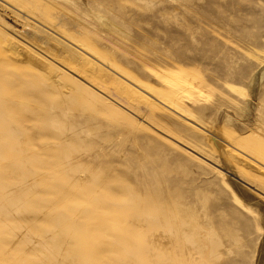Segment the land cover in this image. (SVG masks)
Listing matches in <instances>:
<instances>
[{
	"label": "rangeland",
	"instance_id": "obj_1",
	"mask_svg": "<svg viewBox=\"0 0 264 264\" xmlns=\"http://www.w3.org/2000/svg\"><path fill=\"white\" fill-rule=\"evenodd\" d=\"M0 5L63 46L33 49L0 9V264H256L264 0Z\"/></svg>",
	"mask_w": 264,
	"mask_h": 264
},
{
	"label": "bare ground",
	"instance_id": "obj_2",
	"mask_svg": "<svg viewBox=\"0 0 264 264\" xmlns=\"http://www.w3.org/2000/svg\"><path fill=\"white\" fill-rule=\"evenodd\" d=\"M0 9L12 19L13 23L16 24L18 28V35L21 34V37L26 39L33 49L41 52L45 56L52 57L54 61L60 59L61 51L63 46L53 37H51L44 29L38 27L33 24L32 21L28 19V17L16 10H6L3 6L0 5ZM34 20V18H33ZM35 46V47H34ZM7 54L10 59L19 62L22 65L34 67L35 64L41 65L42 67H46L45 60L38 56L32 49L25 47L21 44H10ZM264 79V68H261L252 78L249 84L250 93L252 96H255L258 92V89L261 86L262 80ZM217 135L222 139H227L226 134H223L222 131H216ZM221 134V135H220ZM234 147L242 148V145L237 141H233ZM215 146H217L220 150V153L223 157L227 158V162L225 163V168L231 172V175H236L235 169L230 162H228V156L221 148V143L215 142ZM261 158V157H259ZM233 184L234 189L238 192L239 198L241 199V203L244 207L256 206L259 207V202H255L254 196L249 194L240 184L235 182L232 179H229ZM261 217L264 222V209L261 210ZM264 224V223H263ZM256 264H264V238L261 242L260 247L258 248L256 254Z\"/></svg>",
	"mask_w": 264,
	"mask_h": 264
}]
</instances>
